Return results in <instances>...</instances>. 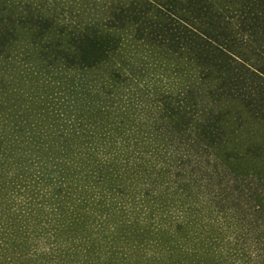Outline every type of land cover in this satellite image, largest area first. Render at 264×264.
<instances>
[{
    "label": "trees",
    "instance_id": "trees-1",
    "mask_svg": "<svg viewBox=\"0 0 264 264\" xmlns=\"http://www.w3.org/2000/svg\"><path fill=\"white\" fill-rule=\"evenodd\" d=\"M251 242L264 0H0V264H255Z\"/></svg>",
    "mask_w": 264,
    "mask_h": 264
},
{
    "label": "rangeland",
    "instance_id": "rangeland-1",
    "mask_svg": "<svg viewBox=\"0 0 264 264\" xmlns=\"http://www.w3.org/2000/svg\"><path fill=\"white\" fill-rule=\"evenodd\" d=\"M238 235L234 233V231L230 230L229 234L227 235V237L223 240L224 244H222L223 247H229V243L232 241L234 246H235V242L238 240ZM242 239V238H240ZM239 245L237 246H241L242 245V241L239 240ZM231 242V243H232ZM247 247H251L250 248V252L249 254L252 257V262H254L255 264H262L264 261V250H262L263 246L262 244H257L254 242L249 243V245H246ZM234 264H243V258L241 256H239L237 259L235 258V263Z\"/></svg>",
    "mask_w": 264,
    "mask_h": 264
}]
</instances>
